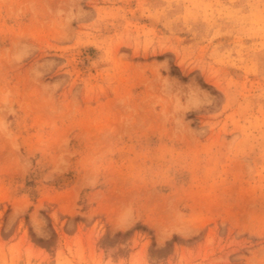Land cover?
Returning <instances> with one entry per match:
<instances>
[{
	"label": "rangeland",
	"instance_id": "obj_1",
	"mask_svg": "<svg viewBox=\"0 0 264 264\" xmlns=\"http://www.w3.org/2000/svg\"><path fill=\"white\" fill-rule=\"evenodd\" d=\"M0 264H264V0H0Z\"/></svg>",
	"mask_w": 264,
	"mask_h": 264
}]
</instances>
